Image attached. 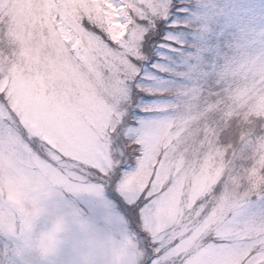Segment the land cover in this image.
I'll list each match as a JSON object with an SVG mask.
<instances>
[{"label":"snow or ice","instance_id":"obj_1","mask_svg":"<svg viewBox=\"0 0 264 264\" xmlns=\"http://www.w3.org/2000/svg\"><path fill=\"white\" fill-rule=\"evenodd\" d=\"M53 215L264 264V0H0V264Z\"/></svg>","mask_w":264,"mask_h":264},{"label":"clouds","instance_id":"obj_2","mask_svg":"<svg viewBox=\"0 0 264 264\" xmlns=\"http://www.w3.org/2000/svg\"><path fill=\"white\" fill-rule=\"evenodd\" d=\"M26 243L40 264H59L65 252L70 253L68 264H123L126 248L122 238L57 215L51 216L39 231L30 229Z\"/></svg>","mask_w":264,"mask_h":264}]
</instances>
